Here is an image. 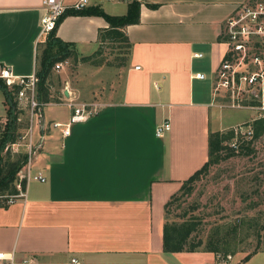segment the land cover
<instances>
[{
    "label": "crops",
    "instance_id": "0c3cea01",
    "mask_svg": "<svg viewBox=\"0 0 264 264\" xmlns=\"http://www.w3.org/2000/svg\"><path fill=\"white\" fill-rule=\"evenodd\" d=\"M77 1L62 0L66 11ZM137 1L139 22L123 30L131 48L121 66L88 61L68 72L69 66L52 70L49 93L54 76L59 86L50 102L64 105L45 107L47 123H65L70 101L94 103L98 112L72 126L64 139L61 129H49L32 162L46 182H30L24 197L11 204L0 198V253L15 264L216 260L210 252L164 251L165 205L207 162L210 135L245 120L235 121L225 110L231 108L221 107L226 99L214 97L213 85L226 53L224 21L247 0ZM129 2L89 0L84 10L124 16ZM44 12L42 0H0V69L14 77L36 72ZM108 27L99 15H67L56 37L78 58L87 57L98 50L99 32ZM6 112L0 91V120ZM165 120L170 129L157 137L155 129Z\"/></svg>",
    "mask_w": 264,
    "mask_h": 264
},
{
    "label": "rangeland",
    "instance_id": "374dc122",
    "mask_svg": "<svg viewBox=\"0 0 264 264\" xmlns=\"http://www.w3.org/2000/svg\"><path fill=\"white\" fill-rule=\"evenodd\" d=\"M255 1L260 0L246 2ZM41 50L42 47L40 52ZM124 52L122 44L106 43L97 56V60L116 64L117 61L122 60ZM68 66L66 72L68 69H73V61H70ZM71 72L69 71V74ZM58 80L59 77L54 76L51 81L50 94L53 98L58 95ZM262 88L264 91V80ZM250 100L246 98L242 103ZM260 100L263 101L262 107L257 106L258 108H247L241 111L225 109L226 112L236 115L235 121H239V118L243 116H246L245 120L222 133H231L232 137L222 141L223 148L219 162L211 165L208 172L194 183L188 196L168 208L166 218L168 223L180 224L188 220L196 224L193 238L201 239L204 243L210 239L222 237L226 239L220 246L222 250L215 255L217 257L215 262L229 257L230 259H227L229 264H264V133L255 140L252 139V133L247 134L251 131L249 127L254 121L264 119V98ZM49 109L64 110L56 106H50ZM18 118L20 122L17 125L16 136L22 135L27 126L24 112H20ZM3 122L4 120L0 121V127H3ZM242 144L247 146V149L241 150L239 145ZM230 148L234 150V153L228 155L227 150ZM2 155L4 173L7 164L23 157L22 153L15 154L10 150H4ZM19 182L20 176L17 173L13 183L17 190ZM1 194L2 200L9 195L7 192ZM224 251L227 255H224ZM247 254L253 255L244 262L243 258Z\"/></svg>",
    "mask_w": 264,
    "mask_h": 264
},
{
    "label": "built area",
    "instance_id": "2783aa9c",
    "mask_svg": "<svg viewBox=\"0 0 264 264\" xmlns=\"http://www.w3.org/2000/svg\"><path fill=\"white\" fill-rule=\"evenodd\" d=\"M121 1V0H117ZM89 0H78L70 9L79 11L88 5ZM44 15L40 19V41L43 43L47 35L54 31L59 18L67 7L62 0H42ZM222 41L226 45V53L219 67L215 71L213 94L214 97L225 98L221 107L231 109H247L252 106L251 101L257 100L263 106V80H264V0L244 3L224 21ZM69 65V60L57 62L53 70L59 71ZM202 79L203 75H196ZM0 79L10 89L17 88L14 93L16 112H24L27 126L22 135L17 136L14 142L8 143L4 150L12 153H22L26 162L18 172L20 182L17 185L18 194L5 196V204H11L18 197H24V189L30 182H46V177L40 171H34L32 162L42 151L49 129H61L64 139L70 134V128L77 124L87 122L98 112L94 103L74 104L72 101L66 105L71 108V114L65 123L49 122L44 116V109L49 105H64L63 102H42L37 97L38 77L36 72L28 77H14L7 68L0 69ZM245 93L240 96V94ZM248 97H247V96ZM246 96V97H245ZM251 100L242 103L245 99ZM257 107V108H258ZM20 122L17 117L16 123ZM170 129L168 121H163L155 129V135L162 137ZM249 131L247 134L250 135ZM235 147V146H233ZM24 183V189L21 188ZM216 257V256H215ZM217 259V257H216ZM229 257L213 262L212 264H229ZM216 261V260H215ZM0 264H15L11 256L0 253Z\"/></svg>",
    "mask_w": 264,
    "mask_h": 264
},
{
    "label": "trees",
    "instance_id": "16d2710c",
    "mask_svg": "<svg viewBox=\"0 0 264 264\" xmlns=\"http://www.w3.org/2000/svg\"><path fill=\"white\" fill-rule=\"evenodd\" d=\"M154 7V6H150ZM139 9L140 3L137 0H130L128 4L127 13L124 16H108L103 13L99 8H93L89 11L84 9L79 11H65L63 15L59 18L58 23L54 31L50 32L44 43L42 44V50L38 57V67L36 70V75L38 77L37 84V97L38 100L42 102H50L49 93V78L51 76L52 70L55 63L62 62L67 59H71L74 66L79 62H92L93 64H104V65H116L121 66L125 60V57L130 52L131 44L128 41L127 36L124 34L123 30L128 25H134L139 22ZM67 15H99L103 17L109 24L108 29L99 32L98 50L91 56L80 57L76 55L75 51L71 49V45L65 43L56 37V29L62 19ZM106 43H120L123 45L125 52L122 56V60L117 61L116 64L104 62V60H97L100 51ZM10 90L5 83L0 79V91L4 95L5 104L7 106L6 118L4 120L3 127H0V195L2 192H7L9 195L18 194V190L15 188L14 180L16 174L21 170L26 162V157L23 156L16 162L7 164L5 173L3 168V151L8 143L14 142L17 138V117L18 112H16V101L14 93L17 88ZM252 106H258L260 103L257 100L250 102ZM1 121V120H0ZM252 131V139H257L264 133V119H258L254 121L250 127ZM232 137V134H211L209 137V153L208 160L204 165L191 175L181 186L180 191L173 195L170 200L165 205V212L167 216L169 206L176 202H179L183 197L188 196L194 186V183L200 179V177L206 174L211 165L219 162L221 158L222 141L226 138ZM247 147V146H246ZM245 146L239 145V148L247 149ZM228 155L234 153L232 148L227 150ZM24 183H21V188L24 189ZM196 224L193 221H183L180 224L168 223L167 220L163 226V249L166 252L180 253L187 252L193 253L196 251L210 252L215 255L219 253L220 246L225 243L226 239L216 238L215 240H208L203 242L201 239H195L192 237L194 233ZM224 255L227 252L224 251ZM253 254H247L243 261H248Z\"/></svg>",
    "mask_w": 264,
    "mask_h": 264
},
{
    "label": "water",
    "instance_id": "95a60500",
    "mask_svg": "<svg viewBox=\"0 0 264 264\" xmlns=\"http://www.w3.org/2000/svg\"><path fill=\"white\" fill-rule=\"evenodd\" d=\"M67 93L65 92V95H66Z\"/></svg>",
    "mask_w": 264,
    "mask_h": 264
}]
</instances>
